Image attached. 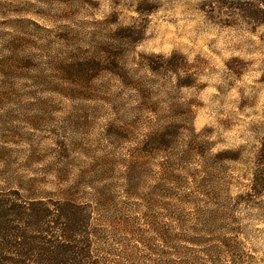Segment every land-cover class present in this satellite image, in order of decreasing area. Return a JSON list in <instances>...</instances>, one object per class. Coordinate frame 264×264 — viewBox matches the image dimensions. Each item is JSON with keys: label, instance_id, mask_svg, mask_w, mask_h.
<instances>
[{"label": "rangeland", "instance_id": "obj_1", "mask_svg": "<svg viewBox=\"0 0 264 264\" xmlns=\"http://www.w3.org/2000/svg\"><path fill=\"white\" fill-rule=\"evenodd\" d=\"M210 0H0V188L78 185L106 264H264V29Z\"/></svg>", "mask_w": 264, "mask_h": 264}, {"label": "trees", "instance_id": "obj_2", "mask_svg": "<svg viewBox=\"0 0 264 264\" xmlns=\"http://www.w3.org/2000/svg\"><path fill=\"white\" fill-rule=\"evenodd\" d=\"M208 13L238 20L256 33L264 29V0H210ZM253 192L264 186V138L257 158ZM74 185L58 194L0 188V264H106L95 252L99 232L89 203Z\"/></svg>", "mask_w": 264, "mask_h": 264}]
</instances>
